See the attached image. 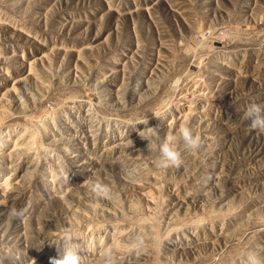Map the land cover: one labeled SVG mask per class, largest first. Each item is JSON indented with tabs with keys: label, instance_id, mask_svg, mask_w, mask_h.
Instances as JSON below:
<instances>
[{
	"label": "rangeland",
	"instance_id": "1",
	"mask_svg": "<svg viewBox=\"0 0 264 264\" xmlns=\"http://www.w3.org/2000/svg\"><path fill=\"white\" fill-rule=\"evenodd\" d=\"M252 102L264 0H0V264H264Z\"/></svg>",
	"mask_w": 264,
	"mask_h": 264
},
{
	"label": "clouds",
	"instance_id": "2",
	"mask_svg": "<svg viewBox=\"0 0 264 264\" xmlns=\"http://www.w3.org/2000/svg\"><path fill=\"white\" fill-rule=\"evenodd\" d=\"M154 114L157 117H159L157 113ZM244 117L248 120L249 127L251 129L264 133V105L255 102L250 103L245 109ZM148 129L152 130L154 128L148 127ZM155 134L158 135L156 130H155ZM177 138H179L180 141H182L183 145L187 149L194 150L198 148L201 143V139L199 135L195 134L193 130L187 126L181 125L178 128H176L174 132L171 130L167 131L163 139L159 141L158 145H156L159 151L160 167L166 168L169 166H174L179 168L182 166L180 152L177 150L175 146V142ZM147 140H148L147 150L151 151L154 145L149 139ZM91 192L94 194V196L99 198L109 197V190L99 182L94 183L91 186ZM10 212L14 217L21 220H23L26 214L24 209H10ZM74 238L75 237H73L72 234H68L65 237L66 240H71ZM50 261L51 264H80L81 257H79L76 254V250H73L72 248H65L63 254L60 255V258L52 257L50 258Z\"/></svg>",
	"mask_w": 264,
	"mask_h": 264
},
{
	"label": "bare ground",
	"instance_id": "3",
	"mask_svg": "<svg viewBox=\"0 0 264 264\" xmlns=\"http://www.w3.org/2000/svg\"><path fill=\"white\" fill-rule=\"evenodd\" d=\"M87 97V96H86ZM87 102V101H86ZM71 105V104H70Z\"/></svg>",
	"mask_w": 264,
	"mask_h": 264
}]
</instances>
